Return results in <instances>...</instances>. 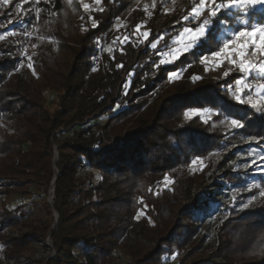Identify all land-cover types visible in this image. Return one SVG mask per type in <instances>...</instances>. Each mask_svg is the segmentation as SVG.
Here are the masks:
<instances>
[{"label": "trees", "instance_id": "trees-1", "mask_svg": "<svg viewBox=\"0 0 264 264\" xmlns=\"http://www.w3.org/2000/svg\"><path fill=\"white\" fill-rule=\"evenodd\" d=\"M17 1L0 0V36L19 20ZM33 3L25 6L34 28L0 39V264H21L49 235L55 253L39 264H169L165 256L174 254L177 264H264V241L257 255L242 254L261 242L264 195L221 224L217 243L205 244L190 213L204 173L189 168L229 144L264 142V110L239 104L230 89L243 74L201 63L221 47L225 26H264V8L210 18L205 39L161 64L162 52L193 25L183 18L199 0H101L91 14L80 0ZM204 19L207 12L195 26ZM171 72L179 76L169 79ZM190 108L209 110V118L186 119ZM166 177L170 187L162 186ZM32 187L51 192L53 202L44 203L47 219L24 229L26 211L3 196Z\"/></svg>", "mask_w": 264, "mask_h": 264}, {"label": "rangeland", "instance_id": "rangeland-1", "mask_svg": "<svg viewBox=\"0 0 264 264\" xmlns=\"http://www.w3.org/2000/svg\"><path fill=\"white\" fill-rule=\"evenodd\" d=\"M30 0H20L14 4L15 12L19 16V20L16 23H11L10 26L6 29L5 25L2 27L3 32L1 36L3 39L8 37L10 33H16L18 29H23L25 32H30L28 27L31 26V13L28 11V8L25 6V2ZM69 6L74 7L72 4L74 0H66ZM83 7L84 14H91L92 9L102 8L101 0H80ZM174 1V0H170ZM176 1V0H175ZM33 4L36 7L37 0H33ZM87 4L88 8H85L84 5ZM264 5H257L249 10L245 11L243 9L233 8L230 10H239L243 13H247L250 10L263 9ZM35 9V15L37 14ZM191 13V12H190ZM190 15V14H189ZM86 19V16L84 17ZM193 25H187L185 28H194L199 20H191ZM34 24V23H33ZM35 25V24H34ZM34 25L31 26L34 28ZM260 25V24H257ZM209 24L206 26L208 28ZM263 26V25H260ZM207 31V30H206ZM235 32L231 27L225 26L222 31L219 33V38L222 40L221 47L225 40L232 39V33ZM147 31H144L142 28H139L137 31V36H140V40L146 43H149L150 36ZM183 31L177 35L175 38L176 44L170 49H165L162 52V60L165 62L174 61L180 54L185 52V47L187 44L191 43V39L188 35H182ZM206 35V32H205ZM205 35L204 38L205 39ZM201 38V40H202ZM55 38L52 40L54 42ZM158 40H155L153 44L156 45ZM200 42L198 41L197 44ZM195 46V45H194ZM35 52V48L31 49ZM175 58V59H174ZM233 59L236 60V63H231L228 60H224L220 64H215L211 56L209 55V61L207 63L208 68H218L225 66V72L229 73L234 69L238 68L239 57L233 56ZM264 59V56H261L259 52L256 55L251 54V48L246 56L248 62L258 63L260 60ZM257 76L255 73H253ZM177 73L174 77H178ZM126 74H124V78ZM251 77L247 74H243L239 79L242 80V84L239 86L243 89L242 94L244 97L251 94L253 98L259 100V96L256 94V89L253 92H245L247 89V80ZM234 88L238 86L235 84ZM249 91V90H248ZM53 94L48 92V100L52 99ZM261 108L264 109V105H261ZM255 110V109H254ZM257 111V110H256ZM259 112V111H258ZM209 110H201L198 108H190L186 110V119H191L192 117L200 116L202 119L209 118ZM232 118L228 119V122L231 123ZM227 122V123H228ZM232 126V125H231ZM230 126V127H231ZM258 143V144H257ZM260 143L256 139L249 138L242 144L227 145L226 148L220 150L211 151L204 158H195L197 163H190L191 172L198 171L204 173L203 177V189L199 191L198 194V206L191 208L190 213L198 224V237L204 239L205 244H215L218 242V229L221 224L231 218L234 213L239 211H244L252 207L262 196L264 192V142ZM242 148H237L241 147ZM236 147V148H232ZM232 149V150H231ZM192 160V161H193ZM255 161V163H253ZM230 177H234L230 179ZM173 180L167 179L163 182V187H170ZM34 188H31V192H14L10 196H3L8 199L9 207L22 206L24 211H26L27 222L24 229H28V225L38 222L40 219H47V208L45 207V201L50 203L53 194L48 192L47 195L43 193H38L33 191ZM251 200V203H249ZM257 200V201H256ZM258 203V202H257ZM247 204V207L244 205ZM145 214L144 210L141 209L137 217H141ZM54 218L56 219L57 214L54 211ZM236 216V215H235ZM250 229V227H249ZM252 237L254 239L256 231H252ZM235 238H238L239 235L235 234ZM261 237V238H260ZM255 241V240H254ZM255 243L253 242L252 247L246 245L245 251L242 253L246 255L247 258L255 256L260 250L262 241H264V233H260L259 239ZM50 243V245L48 244ZM36 252L32 256H23L21 259V264H39V261H44L49 256H52L55 251L53 249L52 241L48 238L45 241L36 240ZM248 247V248H247ZM1 245H0V257H1ZM257 252V253H255ZM117 256L120 258L121 254L118 251ZM165 260L169 264H177L179 261L178 254L172 256H165Z\"/></svg>", "mask_w": 264, "mask_h": 264}, {"label": "snow or ice", "instance_id": "snow-or-ice-1", "mask_svg": "<svg viewBox=\"0 0 264 264\" xmlns=\"http://www.w3.org/2000/svg\"><path fill=\"white\" fill-rule=\"evenodd\" d=\"M9 0H4V3H8ZM257 5H264V0H199L198 6L192 8L190 15L185 16L184 21L189 20H199L202 13L207 12L209 19H204L203 23L194 28H184L182 35H188L191 39V43L187 44L185 51L193 49L197 42H201V38L204 37L207 30L206 26L210 22V18L220 19L224 15L225 10H230L233 8L243 9L245 11L253 8ZM88 8V5H84ZM145 35H148L145 33ZM3 36H0L2 39ZM153 48L156 47L155 44L152 45ZM251 48V54L256 55L257 52L264 56V26L253 25L250 28H243L239 31L232 33V39L225 40L223 46L219 48L218 51H211L210 56L215 64H220L224 60H228L231 63H236L233 56L239 57L238 68L242 74H247L251 76L255 73L259 77H264V59L260 60L258 63L248 62L246 56ZM31 60V57H28ZM175 59V58H174ZM209 61V55H203L201 63L207 66ZM172 62V61H169ZM161 64L165 63L164 60L160 61ZM29 68H32V64H28ZM207 70V67H206ZM176 72L169 73V79L175 76ZM228 73L225 72V76ZM195 79V77H194ZM242 84L241 79L236 80V85L238 86L236 92L234 93L235 99L239 104L249 105L252 109L257 111H262L261 105H264V85H261L256 89V94L259 96V100L253 98V95L249 94L246 97L242 95L243 89L239 87ZM251 92V89L249 88ZM231 125L233 128L240 129L244 127V124L239 119H232ZM193 164L197 161L193 160ZM255 163V161H253ZM167 180V177H166ZM264 195V192L261 193ZM251 203V200H249ZM248 205L245 204L244 207ZM139 219V216L137 217Z\"/></svg>", "mask_w": 264, "mask_h": 264}, {"label": "built area", "instance_id": "built-area-1", "mask_svg": "<svg viewBox=\"0 0 264 264\" xmlns=\"http://www.w3.org/2000/svg\"><path fill=\"white\" fill-rule=\"evenodd\" d=\"M117 21V20H116ZM115 21V22H116ZM34 24L32 23L31 26H33ZM100 48H101V51L105 50L107 45L105 43H101L100 44ZM37 52H33V51H25L24 53V57H30L32 54H36ZM100 56H101V52L96 56V59H95V66L99 64L100 62ZM261 85H264V77H259V76H251L248 78L247 80V88L251 89V90H254L255 88L257 87H260ZM235 86L231 87V91L234 95V93L236 92V89L237 88H234Z\"/></svg>", "mask_w": 264, "mask_h": 264}, {"label": "water", "instance_id": "water-1", "mask_svg": "<svg viewBox=\"0 0 264 264\" xmlns=\"http://www.w3.org/2000/svg\"><path fill=\"white\" fill-rule=\"evenodd\" d=\"M55 160H56V158H55ZM53 185H54V182H53ZM52 202H53V198H51V200H50V203H52ZM56 214H57V217H56V221H55V223H54V225H53L54 228L57 227L58 220H59V217H60L59 213L56 212ZM48 239L52 241V239H51V235L48 236ZM48 244L50 245V243H48ZM52 244H53V243H52ZM50 257H51V256H49V258H50ZM47 259H48V258H47Z\"/></svg>", "mask_w": 264, "mask_h": 264}]
</instances>
